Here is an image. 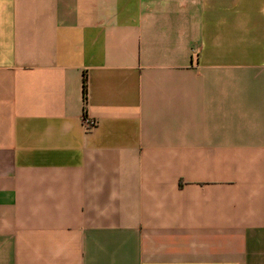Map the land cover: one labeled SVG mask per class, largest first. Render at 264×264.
<instances>
[{
    "label": "crops",
    "instance_id": "crops-1",
    "mask_svg": "<svg viewBox=\"0 0 264 264\" xmlns=\"http://www.w3.org/2000/svg\"><path fill=\"white\" fill-rule=\"evenodd\" d=\"M0 264H264V0H0Z\"/></svg>",
    "mask_w": 264,
    "mask_h": 264
},
{
    "label": "built area",
    "instance_id": "built-area-1",
    "mask_svg": "<svg viewBox=\"0 0 264 264\" xmlns=\"http://www.w3.org/2000/svg\"><path fill=\"white\" fill-rule=\"evenodd\" d=\"M84 125L87 128V130H91L96 127L97 121L95 119H92L90 117L85 116L84 117Z\"/></svg>",
    "mask_w": 264,
    "mask_h": 264
},
{
    "label": "trees",
    "instance_id": "trees-1",
    "mask_svg": "<svg viewBox=\"0 0 264 264\" xmlns=\"http://www.w3.org/2000/svg\"><path fill=\"white\" fill-rule=\"evenodd\" d=\"M85 100L87 101V91L85 89Z\"/></svg>",
    "mask_w": 264,
    "mask_h": 264
}]
</instances>
